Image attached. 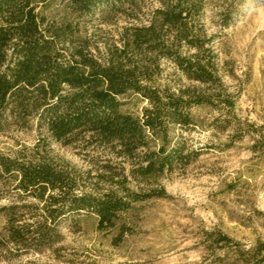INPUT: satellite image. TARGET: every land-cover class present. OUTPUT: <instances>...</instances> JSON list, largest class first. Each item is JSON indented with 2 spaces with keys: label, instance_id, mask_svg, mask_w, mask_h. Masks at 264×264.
<instances>
[{
  "label": "rangeland",
  "instance_id": "rangeland-1",
  "mask_svg": "<svg viewBox=\"0 0 264 264\" xmlns=\"http://www.w3.org/2000/svg\"><path fill=\"white\" fill-rule=\"evenodd\" d=\"M229 4L231 18L224 24L220 13ZM160 6L158 0H135L79 15L56 0L45 15L57 22L65 17L80 39L72 45L104 61L118 54L135 28L148 25ZM193 23L219 87L187 78L146 46L126 54L148 65L160 87L206 93L221 88L234 102L232 116L221 104L192 107L195 122L169 125V146L180 150L181 159L148 179L132 176L136 162L119 155L118 148L83 137L64 144L34 122L1 132L0 154L44 153L76 170L88 188L95 184L119 194H155L129 204L112 224L100 225L95 214L68 217L59 223V241L53 245L18 248L0 235V264H251L248 250L264 241V2L204 0ZM179 49L188 55L195 51L183 45ZM119 98L120 110L133 116L148 106L139 94ZM3 188L14 195L12 184ZM8 198L3 196L0 206ZM1 225L0 218V231ZM218 234L230 240L217 242Z\"/></svg>",
  "mask_w": 264,
  "mask_h": 264
},
{
  "label": "trees",
  "instance_id": "trees-1",
  "mask_svg": "<svg viewBox=\"0 0 264 264\" xmlns=\"http://www.w3.org/2000/svg\"><path fill=\"white\" fill-rule=\"evenodd\" d=\"M53 1L0 0V133L34 122L47 137L64 144L83 137L118 148L119 155L135 160L132 176L148 179L181 159L180 150L169 146V125L187 127L195 122L192 107L221 104L232 116L234 102L221 88L206 93L200 88L160 87L148 65L126 54L146 46L149 53L169 59L187 78L219 87L211 57L203 55L204 39L193 23L204 0H158L161 6L150 23L135 28L118 54L104 61L72 45L80 39L65 17L48 20L45 9ZM59 1L81 15L135 0ZM232 10L231 4L222 9L224 24ZM182 45L194 53L182 54ZM128 93L147 100L141 116L120 110L119 97ZM6 184H12L14 195L4 193ZM154 194H119L95 184L88 188L76 170L44 153L0 154V199L11 198L0 206V235L18 248L53 245L59 241L58 226L64 219L95 214L100 225L112 224L129 204ZM24 197L31 202H21ZM215 240L230 239L218 234ZM248 252L251 264H264V241H256Z\"/></svg>",
  "mask_w": 264,
  "mask_h": 264
}]
</instances>
